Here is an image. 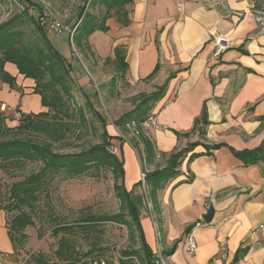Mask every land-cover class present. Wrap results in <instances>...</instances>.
<instances>
[{
	"label": "crops",
	"instance_id": "obj_1",
	"mask_svg": "<svg viewBox=\"0 0 264 264\" xmlns=\"http://www.w3.org/2000/svg\"><path fill=\"white\" fill-rule=\"evenodd\" d=\"M177 1L131 0L125 6L127 15L108 11L101 3L88 10L107 27L83 39L92 81L95 75L100 82L119 77L117 47L125 49L127 81L144 87L141 92L154 91L174 74L151 110L157 125L142 126L158 151L148 169L163 167L170 153L200 141L184 159L179 175L158 192L160 209L155 211L140 181L142 163L136 148L114 122L107 123L112 144L119 147L117 155L123 159L124 186L139 209L152 250L156 244L153 222L158 224L169 264H264V162L246 164L238 155L264 141V33L255 12L264 7V0H224L230 17L204 0H188L185 11L179 13ZM99 31L104 36L100 50L94 42ZM218 35L225 36L230 46L218 59L209 60ZM106 66L111 67L106 70ZM5 69L26 91H33L34 81L17 67L7 62ZM2 104L22 111L0 100ZM204 105L210 122L203 135L194 124ZM214 144L222 146L208 152L206 145ZM210 206L215 213L206 223L203 216ZM189 233L197 242L194 252L186 249ZM18 256L7 214L0 209V257L5 264H18Z\"/></svg>",
	"mask_w": 264,
	"mask_h": 264
},
{
	"label": "trees",
	"instance_id": "obj_2",
	"mask_svg": "<svg viewBox=\"0 0 264 264\" xmlns=\"http://www.w3.org/2000/svg\"><path fill=\"white\" fill-rule=\"evenodd\" d=\"M89 1L86 0V3ZM24 2L26 5L24 12L14 15L0 24V79L9 83L11 87H17L15 77L5 69L7 62L16 64L22 75L34 81L32 92L41 96L45 109L36 114L21 113L18 110L20 112V118L17 117L19 123L14 126H8L5 117L0 114V134L14 132L13 137L0 139V166L2 169L8 172L10 167H20L26 161L42 163L39 171L12 183L8 190V196L7 192L0 187V209H3L7 214L9 234L15 252H19L26 237L25 228L34 223L30 211L34 210L38 193L44 183L58 173L78 176L104 166L113 168L115 172L117 180L115 190L120 200L119 212L89 215L78 219L75 223H58L53 228V234L58 235L63 232L64 235L59 241L55 254L65 264H77L86 262L87 258L94 254L104 253L106 247L101 245L103 236L100 224L111 221L124 224L132 231L138 230L142 252L145 256L143 258L139 249L134 247L124 248L120 253L123 257L120 259V264H153V250L145 239L139 209L131 192L124 186L123 159L110 152L109 148L112 145L113 137L107 131L108 122L102 113L93 106L91 99H88V102L105 127L102 142L74 152L61 153L53 148V142L65 139L70 132L78 131L79 134L82 132L81 123L72 120L75 119L78 112L76 114L69 99L71 86L69 79L72 78L73 68L71 63L54 47L45 30V25L41 23L42 6L33 0H24ZM129 2L131 0H91V5L101 3L108 8V11L115 9L117 12L127 15L125 6ZM73 28H75L73 39L77 34H80L81 41L97 29L107 31V27L101 19L97 15L85 11V6L79 12ZM115 50L117 59L119 58L117 61L118 76L124 78L129 68L125 61V49L117 47ZM157 70L158 67L154 73ZM173 77L174 74H170L161 86L150 93L136 95L139 98L138 103L114 122L122 132V128L127 129V125L132 122L136 123L134 131L137 134L131 137L130 141L139 154L142 170L146 172L147 189L152 197L155 211L160 209L157 199L158 192L172 178L179 175L180 166L186 156L200 144V141L190 142L185 147L170 153L163 167L148 169L149 165L155 162L158 151L154 141L142 129V123L151 114L155 103L164 96L168 83ZM82 112L79 110L81 118L84 119ZM209 122L207 107L204 105L201 115L195 119L194 128H199L200 133L204 135ZM25 132L41 135L43 139L20 135ZM206 146L209 152L210 149L219 148L222 144ZM238 155L246 164L264 162V141L259 147L239 152ZM27 208L29 209L27 210ZM10 213L11 217H9ZM79 232L83 233V237L89 243V248L85 252H81L77 247L78 241L75 237ZM129 237L135 239L132 234ZM34 259L35 262L28 260L24 264H49L43 257Z\"/></svg>",
	"mask_w": 264,
	"mask_h": 264
},
{
	"label": "rangeland",
	"instance_id": "obj_3",
	"mask_svg": "<svg viewBox=\"0 0 264 264\" xmlns=\"http://www.w3.org/2000/svg\"><path fill=\"white\" fill-rule=\"evenodd\" d=\"M33 1L38 2L42 6V16L49 18L48 23L44 27L54 47L72 65V78L69 79L71 85L69 99L76 114L78 112L75 119L72 120L81 123L80 129H82L80 134L78 131L70 132L65 139L53 142V148L61 153L80 151L83 148L102 142L104 138L105 127L103 122L92 110L88 99H92L93 106L102 113L108 124L111 125L113 124L112 122H116L124 113L131 110L138 103L139 98L136 95L146 92H141L144 87L141 88L128 82L126 76L124 78L116 77L115 80H112L113 82H100L95 75V81H92L94 80L92 67L88 56L83 50L82 44L84 42L83 40L81 41L80 34H77L76 38L73 39L67 29H64L62 33H58L51 28L50 24L53 22H58L63 27L69 26L72 28L77 19L79 8H83L84 4L85 6L88 5L85 0H79L80 2L78 0ZM89 4L87 11H93L92 7H90L91 0ZM25 10L24 0H0V24ZM94 11L98 12L99 9ZM28 28L25 29L28 30ZM103 37L100 31L94 36V42L97 43L99 50ZM8 64L17 67L12 62H8ZM109 67L111 66H106V70ZM9 73L15 77L17 87H11L9 83L0 80V100H4L15 107L20 106L21 113L36 114L43 111L45 106L42 104L41 96L37 93L26 91V87L20 83V80L11 72ZM85 82L89 85H86ZM159 86L161 85L157 87ZM79 110L83 111L84 119L81 118ZM0 114L5 117L8 126H14L19 123L20 117L15 119L1 105ZM126 127L127 129L122 128V130L127 137L129 139L134 137L131 132L135 127L133 125H127ZM20 135L43 139V136L29 132L20 133ZM13 136L14 132L0 134V139H8ZM41 167L42 163L40 161H26L20 167H10L8 172L1 167V185L3 190L7 192V196L12 183L39 171ZM115 182L117 180L115 179L113 168L104 166L78 176L58 173L50 178L48 182L42 185L35 202V208L30 211L34 223L28 225L24 230L26 237L20 246L19 256L15 262L24 264L28 260L35 262L34 258L43 257L49 264H65L55 254L64 233L61 232L55 235L53 234V228L58 223H75L78 219L89 215L118 213L120 200L115 190ZM147 196L151 202L150 193L147 192ZM143 202L145 204L144 196ZM11 216L10 213L9 217ZM100 225L103 236L101 245L106 247V251L99 255L94 254L87 258L86 262L77 264H93L94 261L100 259L106 260L107 264H120L119 254L122 249L138 245L140 246L139 251L142 252L138 230L132 231L124 224L111 221L103 222ZM131 234L134 235V240L129 237ZM75 238L78 241V249L81 252L87 251L89 243L83 237V233L79 232Z\"/></svg>",
	"mask_w": 264,
	"mask_h": 264
},
{
	"label": "built area",
	"instance_id": "obj_4",
	"mask_svg": "<svg viewBox=\"0 0 264 264\" xmlns=\"http://www.w3.org/2000/svg\"><path fill=\"white\" fill-rule=\"evenodd\" d=\"M188 0H178L177 1V10L179 13H183L185 11L186 3ZM205 4L208 7H221L223 9V12L225 14V17H230L232 12L231 9L228 7L227 3L224 0H204ZM256 18L259 23L260 31L264 33V7L261 9H256ZM49 21L48 17L42 16L41 17V23L47 24ZM51 28L54 29L58 33H62L64 29H67L68 32H70L71 38L74 36L75 28H70L68 26H62L58 22H53L50 24ZM229 41L228 39L223 35H218L215 37V46L214 49L209 57V60H216L218 59L228 48H229ZM1 107L8 111L11 116H14L15 118L20 116V112L17 109H12L6 104H2ZM158 119L157 115L155 113H151L147 119L142 123L143 127H152L157 125ZM135 122H132L130 125L135 126ZM110 152L113 154L119 153V147L115 144H112L109 148ZM140 181L145 188V191L147 192V184H146V172L141 171L140 172ZM150 205V202H149ZM154 223V229H155V239L156 244L155 248L153 250V264H169L168 256L165 253L163 243H162V237L161 232L159 229L158 224L156 221ZM263 228V226H262ZM197 248V242L192 233L187 234L186 236V249L188 252H194ZM119 258H123L121 254H119ZM136 262L137 259H135ZM0 264H4L2 262V259L0 257ZM93 264H107V261L104 259L96 260Z\"/></svg>",
	"mask_w": 264,
	"mask_h": 264
},
{
	"label": "water",
	"instance_id": "obj_5",
	"mask_svg": "<svg viewBox=\"0 0 264 264\" xmlns=\"http://www.w3.org/2000/svg\"><path fill=\"white\" fill-rule=\"evenodd\" d=\"M214 213H215V208L214 206H210L207 210V212L205 213V215L203 216V220L206 223H210L214 217Z\"/></svg>",
	"mask_w": 264,
	"mask_h": 264
}]
</instances>
